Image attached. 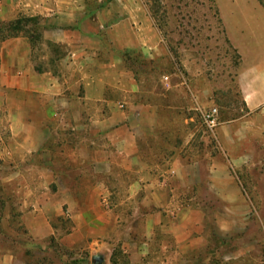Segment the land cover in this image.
Here are the masks:
<instances>
[{
    "label": "crops",
    "instance_id": "crops-1",
    "mask_svg": "<svg viewBox=\"0 0 264 264\" xmlns=\"http://www.w3.org/2000/svg\"><path fill=\"white\" fill-rule=\"evenodd\" d=\"M214 7L238 57L232 83L246 110L216 130L233 156L264 129V5L214 0ZM20 12L37 20L40 44L21 32L0 46L7 124L0 168L22 194L0 195V230L24 235L30 246L20 250L12 240L0 249V264H65L48 257L63 209L71 211L74 233L61 245L79 250L81 216L92 217L91 236L100 195H120L123 185L147 193L155 178L145 169L159 167L160 153H175L176 166H202L181 155L192 151L195 133L177 129L214 106L224 89L214 85L218 74L171 45L144 0H0L1 22Z\"/></svg>",
    "mask_w": 264,
    "mask_h": 264
},
{
    "label": "rangeland",
    "instance_id": "rangeland-1",
    "mask_svg": "<svg viewBox=\"0 0 264 264\" xmlns=\"http://www.w3.org/2000/svg\"><path fill=\"white\" fill-rule=\"evenodd\" d=\"M144 1L174 48L197 64L203 62L214 77L218 74L214 85L224 90L215 105L222 123L240 121L246 110L232 83L238 57L226 43L214 0ZM259 1L264 5V0ZM26 18L20 12L14 21H0V46L2 36L9 34L5 28L17 21L24 24L19 32L40 44V26L24 23ZM194 118L177 132L195 133L188 143L192 151L187 148L181 155L201 161L202 166H176L175 153H160L159 167L145 169L155 178L147 193L127 192L132 185H123L120 195H100L101 211L91 236L92 217L81 216L79 250L61 245L74 233L71 211L64 208V216L57 221L62 230L49 238L53 247L48 257L63 258L65 264H92L93 254L100 255L104 264H264V129H258L251 142L244 141L232 156L221 149L216 130H207L200 112ZM6 126L0 108V131ZM183 140L178 136L177 144ZM8 171L0 168V195H22L2 177ZM49 187L55 190L57 185ZM2 210L0 202V217ZM12 240L20 242V250L29 251L24 235L0 230V249Z\"/></svg>",
    "mask_w": 264,
    "mask_h": 264
},
{
    "label": "built area",
    "instance_id": "built-area-1",
    "mask_svg": "<svg viewBox=\"0 0 264 264\" xmlns=\"http://www.w3.org/2000/svg\"><path fill=\"white\" fill-rule=\"evenodd\" d=\"M165 80H168V78L165 77ZM200 114L207 130L211 132L217 130V128L222 124L220 110L216 105L201 110Z\"/></svg>",
    "mask_w": 264,
    "mask_h": 264
},
{
    "label": "trees",
    "instance_id": "trees-1",
    "mask_svg": "<svg viewBox=\"0 0 264 264\" xmlns=\"http://www.w3.org/2000/svg\"><path fill=\"white\" fill-rule=\"evenodd\" d=\"M33 23L34 26L38 25L37 24V20L35 18H26L24 19V23ZM23 23L20 22V21H17L15 23H12L10 25H8V27H6L5 29L8 30V33L7 35H3L2 36V39H6L8 38V36H12V35H18L20 34L19 30L22 28L20 25H22ZM24 25V24H23ZM1 30H4V28H1ZM40 36V35H39Z\"/></svg>",
    "mask_w": 264,
    "mask_h": 264
},
{
    "label": "water",
    "instance_id": "water-1",
    "mask_svg": "<svg viewBox=\"0 0 264 264\" xmlns=\"http://www.w3.org/2000/svg\"><path fill=\"white\" fill-rule=\"evenodd\" d=\"M92 264H104V259L100 255L93 256Z\"/></svg>",
    "mask_w": 264,
    "mask_h": 264
}]
</instances>
